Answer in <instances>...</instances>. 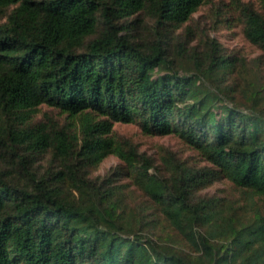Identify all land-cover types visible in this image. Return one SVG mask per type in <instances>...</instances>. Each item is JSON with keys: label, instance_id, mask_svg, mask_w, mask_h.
<instances>
[{"label": "trees", "instance_id": "trees-1", "mask_svg": "<svg viewBox=\"0 0 264 264\" xmlns=\"http://www.w3.org/2000/svg\"><path fill=\"white\" fill-rule=\"evenodd\" d=\"M206 2L0 0V264H264V86L213 39L171 45ZM237 11L264 58V14ZM115 124L205 164L154 165ZM109 156L147 204L128 205L121 171L90 176ZM220 180L237 199L202 194ZM147 210L174 238L146 233Z\"/></svg>", "mask_w": 264, "mask_h": 264}, {"label": "rangeland", "instance_id": "rangeland-1", "mask_svg": "<svg viewBox=\"0 0 264 264\" xmlns=\"http://www.w3.org/2000/svg\"><path fill=\"white\" fill-rule=\"evenodd\" d=\"M239 5L251 6L254 10L264 14V0H207L192 14L190 20L181 29L177 30L176 34L173 35L171 45L173 49L180 50L178 44L181 43L184 49L188 48L189 50V48L196 47V51H201L205 45L204 43L213 39L220 46L223 55L235 56L243 61L244 72L242 75L244 77H254L256 78L254 81L264 86V58L261 59L262 52L244 38L242 31L244 26L237 11ZM2 22L3 20H0V23ZM186 28H188V33L185 32ZM186 39L189 40L188 47L183 44ZM237 67L240 70V66ZM234 79L237 81L236 73L227 77L226 83L232 84ZM45 112L49 113L59 123L67 121L74 123L77 120L69 118L57 109L46 106L39 107L37 118H40ZM113 131L115 139L132 144L139 153L151 158L154 165L161 164V157H170L172 154L188 164H198L200 166L205 164L201 163L197 153L176 135L148 136L143 134L135 124H115ZM120 165L121 162L116 157L109 156L97 168L91 170L90 176L92 178H104L113 176L115 170L121 171L116 184L121 187V196L126 197L128 205L130 207H141L143 204H147V199L132 185L131 180L127 178L126 171H122ZM114 178H117V176ZM202 194L218 198H238V193L235 192L233 186L224 180H220L206 188ZM145 213L148 220L154 221L153 228L146 230L148 235L159 238H174L175 234L168 228L162 217L149 214L150 210L145 211Z\"/></svg>", "mask_w": 264, "mask_h": 264}]
</instances>
